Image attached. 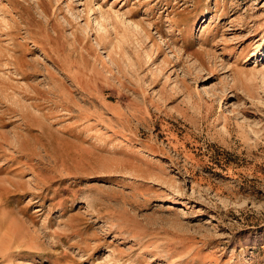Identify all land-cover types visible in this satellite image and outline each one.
<instances>
[{"label": "rangeland", "instance_id": "obj_1", "mask_svg": "<svg viewBox=\"0 0 264 264\" xmlns=\"http://www.w3.org/2000/svg\"><path fill=\"white\" fill-rule=\"evenodd\" d=\"M0 195V264H264V0H0Z\"/></svg>", "mask_w": 264, "mask_h": 264}, {"label": "crops", "instance_id": "obj_2", "mask_svg": "<svg viewBox=\"0 0 264 264\" xmlns=\"http://www.w3.org/2000/svg\"><path fill=\"white\" fill-rule=\"evenodd\" d=\"M11 222L10 226H12V230H10V234H8L3 240H0V250H5L6 245L8 247V254H13L16 249H18L19 246L22 245L19 244V235L23 230L21 229L20 219L17 216V213L14 209L7 208L4 206L1 195H0V224H9ZM21 231V232H20ZM18 246V247H17ZM3 255V256H2ZM1 260L5 259L4 253L0 252Z\"/></svg>", "mask_w": 264, "mask_h": 264}, {"label": "bare ground", "instance_id": "obj_3", "mask_svg": "<svg viewBox=\"0 0 264 264\" xmlns=\"http://www.w3.org/2000/svg\"><path fill=\"white\" fill-rule=\"evenodd\" d=\"M1 232H2V230H0V240L3 238V235H4V233H1Z\"/></svg>", "mask_w": 264, "mask_h": 264}]
</instances>
